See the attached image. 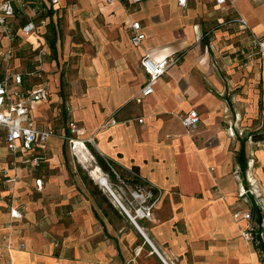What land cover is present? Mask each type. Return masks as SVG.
Here are the masks:
<instances>
[{
  "label": "crops",
  "instance_id": "obj_1",
  "mask_svg": "<svg viewBox=\"0 0 264 264\" xmlns=\"http://www.w3.org/2000/svg\"><path fill=\"white\" fill-rule=\"evenodd\" d=\"M240 17L250 33H241ZM46 20L55 49L45 65L50 105H37L34 116L56 127L37 152L39 165L15 171L17 201L26 209L12 228L11 248L3 241L8 216L0 192V264H263L255 243L242 236L244 220L232 215L250 213L264 246V141L241 136L243 118L258 115L260 101L264 110V58L248 60L252 37H264V0L225 7L186 0L184 8L177 0H58ZM132 22L145 35L138 50L129 44ZM145 52L181 60L137 103ZM59 97L65 107L57 113L50 106ZM190 110L199 125L188 134L179 118ZM71 121L78 132L68 135ZM90 147L123 179L102 172ZM0 154L3 167L5 150ZM132 168L160 194L152 220L132 222L109 193L125 207L121 181Z\"/></svg>",
  "mask_w": 264,
  "mask_h": 264
},
{
  "label": "built area",
  "instance_id": "obj_2",
  "mask_svg": "<svg viewBox=\"0 0 264 264\" xmlns=\"http://www.w3.org/2000/svg\"><path fill=\"white\" fill-rule=\"evenodd\" d=\"M111 1L103 0L106 3ZM141 1L143 0H130L132 4H138ZM213 1L220 7H225L229 2V0ZM177 2L182 8L186 6V0H177ZM57 4L58 0H0V141L6 153L13 159V167L2 170L5 182L8 184L18 182L15 172L17 163L27 170L31 166L39 165L41 157L37 155V152L43 151L47 140L54 135L51 127L37 122L34 108L50 101L51 85L46 76L48 71L45 70V65L51 57V46L50 40L46 37V16L48 11ZM229 4L232 5L231 2ZM237 22L242 34L250 33V28L243 18H238ZM128 39L132 48L139 49L142 46L145 35L139 22L131 23ZM250 45L264 58L263 37H252ZM20 53L26 57L25 61ZM180 60L181 58L177 55L155 60L145 52L139 64L147 79L134 101L141 103L149 97L154 92L158 79L167 70L177 66ZM66 111H68L67 108ZM179 119L188 134L197 130L199 115L196 110H190ZM138 122L141 123L142 119ZM115 123L114 120H110L109 125L112 126ZM68 128L70 134L78 132L73 121L68 123ZM88 141L91 142V139ZM121 182L127 186L123 200L128 211L109 191V188L105 187L116 204L132 222L137 219L152 220L153 210L160 200L159 192L145 185L139 184L132 187L125 181ZM34 183L36 190L42 191L43 181L38 179ZM245 194L254 195V192L249 190ZM9 217L14 221L22 219V210L11 207ZM232 217L235 221L244 220L245 228L242 236L247 241L253 242L250 213L235 212ZM6 242L10 248V239H6ZM17 249L23 250L24 245L19 244Z\"/></svg>",
  "mask_w": 264,
  "mask_h": 264
},
{
  "label": "rangeland",
  "instance_id": "obj_3",
  "mask_svg": "<svg viewBox=\"0 0 264 264\" xmlns=\"http://www.w3.org/2000/svg\"><path fill=\"white\" fill-rule=\"evenodd\" d=\"M136 50H138V49H136ZM248 54H250V57L248 59L250 63H252L254 61L253 59H254V57H257V55H259V57L262 58V56L260 54H258V52L256 50L252 49L250 43H249V47H248ZM20 56L23 59L26 58V57H24L23 53H20ZM24 61H25V59H24ZM243 68H245L244 64H243ZM260 93H262L261 90H260ZM60 98L61 97H59V100H58L57 103H53L52 106H50L51 111H54V109L56 108L57 113H59L60 110H61V105L63 107H65V105H64L65 101H63L62 98L61 99ZM48 103H47V105H50V102H48ZM55 106H58V107H55ZM259 107H260V112H259L258 115L254 116V117L243 118V122L242 123L245 125V127L242 129V132H241V136L242 137H246L247 136L248 138H250V136L252 134H256V133L264 135V110H263V102L262 101H260ZM59 123H60V125H63L62 120H60ZM40 124H42L44 126L51 127L55 131L56 124H53V122H51V120L49 121V123L44 124V123L40 122ZM1 149H4V148H3V145H2V143L0 141V151H1ZM1 156L2 155L0 154V157ZM4 157H6V160L4 162V166L0 167V192L3 194L4 204L6 206V209H7L6 212H7V216H8V222H7V227H6L8 233L3 238V241L6 242V239H11V237H12L11 236L12 228H13L15 222H16V221L10 219V217H9V209L11 207H17V208L22 210V213L24 215V212H25L26 208H25L24 205L19 204L18 201H17V197L16 196H17V185H18V182L16 184H8V183L5 182V177H3L2 170L6 169V168H12L13 167V159L6 153V151H5ZM93 160H94V163H95L94 157H93ZM5 166H8V167H5ZM16 166H17L16 170L19 167L23 169L22 165L19 164V163H17ZM116 172H117V174L116 175L114 174V177H115L114 179L119 178V171L116 170ZM81 175H83V174H81ZM83 181H84V184H85L86 188L89 191H90V189H94L95 186L92 184V182L90 181V179L86 175L83 176ZM98 184H99V182H98ZM125 190L127 192V189H125ZM17 221H19V220H17ZM19 244H21V243H19ZM17 246L15 247L16 249H17ZM7 247H8V244H7ZM55 247L57 249H59V244L55 243ZM10 248H11V245H10Z\"/></svg>",
  "mask_w": 264,
  "mask_h": 264
},
{
  "label": "trees",
  "instance_id": "obj_4",
  "mask_svg": "<svg viewBox=\"0 0 264 264\" xmlns=\"http://www.w3.org/2000/svg\"><path fill=\"white\" fill-rule=\"evenodd\" d=\"M264 38V37H263ZM50 46L53 52H55L54 49V44H53V40H50ZM69 135V132H68ZM250 140L257 142V141H264V135L263 134H252L250 136ZM90 152L93 155L94 159H95V163L96 165L101 169L102 172L106 173L107 175L113 176V171L112 169H114L113 165L111 164V162H109L108 160L102 158L101 156H99L98 154H96V152L90 147ZM238 162L240 163V158H238ZM115 170V169H114ZM131 172L133 174V176H131V178L127 179L125 182L126 184L135 187L139 184L144 185L141 183L140 179L138 178V170L137 168H132ZM119 177L121 179H123V172H119ZM90 193L92 196H96L98 195V191L94 188V189H90ZM253 242L255 243V247L256 250L258 252V255L260 257L261 262L264 264V246L263 243L261 242V238L259 235L254 236Z\"/></svg>",
  "mask_w": 264,
  "mask_h": 264
},
{
  "label": "bare ground",
  "instance_id": "obj_5",
  "mask_svg": "<svg viewBox=\"0 0 264 264\" xmlns=\"http://www.w3.org/2000/svg\"><path fill=\"white\" fill-rule=\"evenodd\" d=\"M83 147V146H82ZM97 176V175H96ZM97 180H98V182L100 183V185H105L104 187H106L107 186V181H106V179H104L103 177H97L96 178Z\"/></svg>",
  "mask_w": 264,
  "mask_h": 264
}]
</instances>
